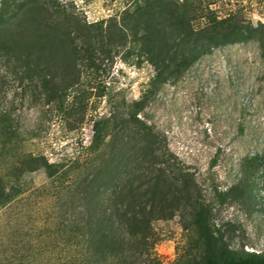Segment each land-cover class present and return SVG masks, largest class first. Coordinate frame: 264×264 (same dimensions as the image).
Wrapping results in <instances>:
<instances>
[{
    "label": "rangeland",
    "instance_id": "obj_1",
    "mask_svg": "<svg viewBox=\"0 0 264 264\" xmlns=\"http://www.w3.org/2000/svg\"><path fill=\"white\" fill-rule=\"evenodd\" d=\"M61 1L92 23L119 16L136 0ZM201 1L231 22L264 23V0ZM155 74L144 55L121 48L97 70L82 68L61 107L20 86L0 63V193L13 194L0 206V264H201L204 245L192 214L203 202L231 248L264 250L258 42L214 47L158 88ZM139 100L145 105L133 123ZM94 121L110 122L97 137ZM125 187L113 202L144 207L145 240L120 228L113 256L91 263L84 221L100 211L101 192Z\"/></svg>",
    "mask_w": 264,
    "mask_h": 264
},
{
    "label": "trees",
    "instance_id": "obj_2",
    "mask_svg": "<svg viewBox=\"0 0 264 264\" xmlns=\"http://www.w3.org/2000/svg\"><path fill=\"white\" fill-rule=\"evenodd\" d=\"M196 21L203 22L197 27ZM249 39H255L264 54V23L254 27L220 18L201 0H136L119 16L92 23L82 21L70 4L61 0H0V63L20 86L37 91L47 105L63 107L69 92L80 83L82 68L97 70L121 48L144 55L154 66V85L158 88L169 78H179L212 48ZM144 105V100L133 103L130 122L138 121ZM108 123L100 126L94 121L96 137ZM28 158L41 161V167H51L43 157ZM125 191L126 187L101 192L106 199L98 204L100 211L84 221L83 238L91 263L113 256L118 241L115 231L120 228L126 236L145 240L148 220L144 207L133 204L132 209L127 202H113ZM99 194L97 190L92 196ZM12 197L0 193V206ZM192 215L204 245L201 264H264V250L228 245L214 227L210 203L195 205Z\"/></svg>",
    "mask_w": 264,
    "mask_h": 264
}]
</instances>
